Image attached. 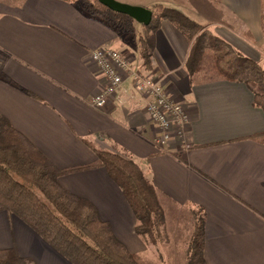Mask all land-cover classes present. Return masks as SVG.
<instances>
[{
    "label": "crops",
    "instance_id": "crops-1",
    "mask_svg": "<svg viewBox=\"0 0 264 264\" xmlns=\"http://www.w3.org/2000/svg\"><path fill=\"white\" fill-rule=\"evenodd\" d=\"M120 1L177 8L264 67V0ZM134 26L116 31L73 1H0V114L58 169H74L60 176L62 186L90 200L142 264H187L200 211L205 264H264V110L244 82L216 71L210 53L190 72L192 40L169 20L152 33L149 60L139 45L144 24ZM99 47L121 51L133 69L162 81L189 114L182 135L160 147L141 95L134 103L111 98L103 109L90 104L105 81L91 60ZM96 151L132 158L154 185L165 212L156 243L136 231V215L95 164ZM8 249L29 264H72L0 209V250Z\"/></svg>",
    "mask_w": 264,
    "mask_h": 264
},
{
    "label": "trees",
    "instance_id": "trees-1",
    "mask_svg": "<svg viewBox=\"0 0 264 264\" xmlns=\"http://www.w3.org/2000/svg\"><path fill=\"white\" fill-rule=\"evenodd\" d=\"M4 1V0H0ZM76 2L82 11L106 21L116 31L133 32L134 19L116 12L99 0ZM163 20L172 22L192 46L187 61L197 71L207 54L214 68L228 80L244 82L254 93V102L264 110V67L259 61L236 51L226 40L177 8L158 4L152 20L139 38L144 59L152 56V33ZM97 166H103L126 195L138 220L136 231L156 243L161 235L165 212L152 182L132 159L112 151H96ZM50 162L29 140L0 114V209L17 215L72 264H142L102 220L96 206L59 181L64 172ZM205 221L196 215L187 252V264H205ZM0 264H29L14 250H0Z\"/></svg>",
    "mask_w": 264,
    "mask_h": 264
},
{
    "label": "built area",
    "instance_id": "built-area-1",
    "mask_svg": "<svg viewBox=\"0 0 264 264\" xmlns=\"http://www.w3.org/2000/svg\"><path fill=\"white\" fill-rule=\"evenodd\" d=\"M91 60L97 71L105 76L100 90L89 100L93 107L103 109L111 98L119 104L134 103L141 95L146 100L145 111L156 125L155 141L160 147L167 144L174 132L182 135L189 114L158 77L140 74L131 67L128 58L116 49L99 47L92 51ZM127 81H131V86L125 84Z\"/></svg>",
    "mask_w": 264,
    "mask_h": 264
},
{
    "label": "water",
    "instance_id": "water-1",
    "mask_svg": "<svg viewBox=\"0 0 264 264\" xmlns=\"http://www.w3.org/2000/svg\"><path fill=\"white\" fill-rule=\"evenodd\" d=\"M102 4L106 5L110 9L129 15L134 20L144 25H148L153 16V10L141 5H134L118 0H99Z\"/></svg>",
    "mask_w": 264,
    "mask_h": 264
},
{
    "label": "rangeland",
    "instance_id": "rangeland-1",
    "mask_svg": "<svg viewBox=\"0 0 264 264\" xmlns=\"http://www.w3.org/2000/svg\"><path fill=\"white\" fill-rule=\"evenodd\" d=\"M118 1H120V0H118ZM121 2H123V1H121ZM126 3V2H125ZM1 61H2V57L0 56V66H1Z\"/></svg>",
    "mask_w": 264,
    "mask_h": 264
}]
</instances>
